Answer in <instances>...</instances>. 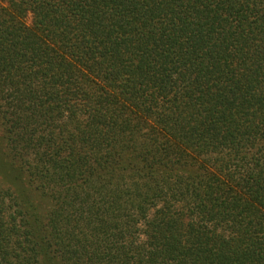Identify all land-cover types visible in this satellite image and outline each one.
Returning <instances> with one entry per match:
<instances>
[{"label":"trees","instance_id":"1","mask_svg":"<svg viewBox=\"0 0 264 264\" xmlns=\"http://www.w3.org/2000/svg\"><path fill=\"white\" fill-rule=\"evenodd\" d=\"M0 264H264V0H0Z\"/></svg>","mask_w":264,"mask_h":264},{"label":"rangeland","instance_id":"2","mask_svg":"<svg viewBox=\"0 0 264 264\" xmlns=\"http://www.w3.org/2000/svg\"><path fill=\"white\" fill-rule=\"evenodd\" d=\"M30 22H31V17H30V15H28V16L26 17V19H25V23H26V24H30Z\"/></svg>","mask_w":264,"mask_h":264}]
</instances>
